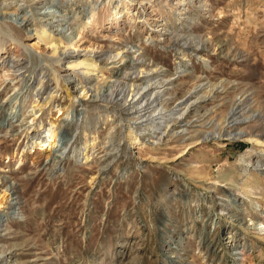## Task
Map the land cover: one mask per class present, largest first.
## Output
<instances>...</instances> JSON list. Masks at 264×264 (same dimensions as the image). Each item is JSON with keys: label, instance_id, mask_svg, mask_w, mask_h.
<instances>
[{"label": "rangeland", "instance_id": "obj_1", "mask_svg": "<svg viewBox=\"0 0 264 264\" xmlns=\"http://www.w3.org/2000/svg\"><path fill=\"white\" fill-rule=\"evenodd\" d=\"M80 39L75 59L57 61ZM0 41L4 264H264V0H0ZM10 60L23 70L6 74ZM92 61L95 84L127 71L136 92H159L173 131L157 130L160 112L112 129L116 111L81 96ZM76 62L82 67L68 69ZM211 84L217 92L198 100ZM241 98L237 118L254 114L261 128L248 139L224 131L205 140ZM185 101L194 111L180 116ZM53 120L48 157L37 145ZM232 126L225 130L247 129ZM111 130L119 150L102 175ZM87 139L99 142L88 162L80 153Z\"/></svg>", "mask_w": 264, "mask_h": 264}, {"label": "bare ground", "instance_id": "obj_2", "mask_svg": "<svg viewBox=\"0 0 264 264\" xmlns=\"http://www.w3.org/2000/svg\"><path fill=\"white\" fill-rule=\"evenodd\" d=\"M35 5H39L42 4L43 0H33ZM10 3V2H9ZM9 5V4H8ZM46 14V13H45ZM48 14V13H47ZM50 14V13H49ZM5 15V14H3ZM7 16V14H6ZM115 19H112V23L114 24ZM88 25L90 27H92V21L88 23ZM97 24H95L96 26ZM44 34V33H43ZM79 36V35H78ZM79 39V38H78ZM54 41V40H53ZM184 41V42H183ZM0 48L4 47L5 42L4 41H0ZM50 42V41H49ZM82 39H80L79 41H77L76 43L72 42L70 43V47L71 48H66V50L64 49L63 52H60V58L57 61H62L63 58L66 56L70 57L69 59H75L77 56V54H79V49L81 46L78 45V43H81ZM175 42L177 44H182L183 45H189V47L191 48H197L198 46H203V42L202 41H197V40H191V39H187V40H182L180 38L175 39ZM199 43V44H198ZM73 47V48H72ZM53 51L54 53H57L59 51V48L56 44H53ZM92 48V46H91ZM51 49V48H50ZM93 52L87 51V55L90 54V56L95 53V48ZM86 55V56H87ZM19 58V55L16 56V59ZM72 64V63H71ZM87 64V63H86ZM4 67V72H6V74L12 73V74H16V73H20L23 70V66L20 64V62H15V61H6L3 62ZM82 65V62H76V64H72L71 66L68 67V69H73V68H79ZM85 65V64H84ZM86 71L84 72V75H82V78L80 77V81L82 86V94L84 98H88L89 95L91 94L92 97L94 98L95 102L100 99L103 100L102 102H104L106 104V110H112V111H116L115 115L117 116V120L113 126L112 129H116L122 128V124L123 122L126 120L125 118H127V120L132 121H136L139 120L143 117H151L152 115H156V113L158 114L160 111H162L163 109H160L159 105H157L159 98V92H154V93H143L141 92H136L137 88L139 87V85L136 84V82L132 81V78L126 73H122L117 75L118 79L116 81H114L113 83L110 82V84L105 85L104 84H100L99 81H96L95 84V80H89L88 77L91 76V73L93 72V69L95 68V63L92 61L90 63H88L87 65ZM82 67V66H81ZM128 67H130V69H135L136 68V63L134 61H131L128 64ZM11 76V75H8ZM22 76V75H20ZM153 81V80H152ZM152 81H148L147 84L150 85L152 83ZM41 84H43L42 80L40 82ZM161 84V83H160ZM164 84V83H162ZM165 86V85H163ZM202 85H198L195 88V91L198 90V88H201ZM218 84H211L209 86V89L207 91V93H203L202 95H200L198 97V100H203L205 98H208V94L210 95H214L217 92L218 89ZM133 88H135L133 90ZM204 89V88H202ZM201 89V90H202ZM50 95V93H49ZM94 95V96H93ZM153 96H157L152 102L151 99L153 98ZM68 98H71L72 95L70 93H68L67 95ZM52 96H50L45 102L44 104L39 108L38 112H42L43 108L47 106V104L49 103V101L51 100ZM247 102H245V100H242V98L237 101V100H232V102L230 103V110L227 113L226 117L224 118V121L221 122V124H217V125H212L211 128L212 131L207 133L206 136L204 137V139L209 140L210 136L212 137L213 141L219 140L222 138V136H224V133L226 132L227 136H229L230 138L233 137V139H237V138H245L248 139L250 136H253L258 129L261 128V126L263 125V121L262 118L257 117L255 118L254 114H250L249 116H246L245 118L241 119V118H237L238 115L242 114L245 112V110H242L241 107L244 106ZM196 102H192V103H187L185 101V103H181V105H178V109H179V115H184L186 113L191 112L194 109ZM39 106V105H38ZM175 107V108H177ZM175 110V109H173ZM194 111V110H193ZM126 117H124V116ZM159 116L162 117V121H158V127L157 130H161L162 127L165 126V131L161 132L162 135H165L167 133H170V131L174 129V126H176L177 121H173V120H168L169 116H166L165 114L161 113L159 114ZM137 118V119H136ZM239 121H242L241 123H238ZM154 122V121H153ZM173 122V123H172ZM181 123V122H180ZM189 124V122H188ZM239 124H246L247 125V129H240L239 132L233 134L232 132H229L228 130H225V126H232L231 128H236L239 129ZM47 128V133H49V139H47L46 141H44V139L46 137H41L43 140L37 145V148H39V151L45 154H48V157L52 155L53 150L56 148L57 146V138H58V132H57V128H58V122L57 120H53L50 121L48 124ZM56 129V130H55ZM225 131V132H224ZM231 131V130H230ZM178 132H176L174 135H177ZM234 135V136H233ZM116 136H114L113 131L111 130L109 133V137L104 140L101 145L103 148L105 149V153L107 157V160L103 163L100 164L101 169L99 170L100 173H104V171L106 169L109 168V162H112L116 159L117 155H118V150H119V146H117L116 144ZM76 143V142H75ZM99 146V142H97L96 140H89L87 139L82 146V149L80 150L81 155L83 157V160H86L87 162L90 160V158L93 156L90 155V152H95V150L97 149V147ZM69 147V144L66 146L65 149L61 150L54 158V166H59L63 159L64 156L66 154V150ZM73 147V146H72ZM34 148V147H30ZM72 149V148H71ZM79 152L78 151V147L76 146L75 149L73 150V154ZM71 153V151H70ZM41 155V154H40ZM42 155V157L44 156ZM241 161L246 162V160L241 159ZM10 192H12V196H17L16 199H18L19 195L21 196L20 191L18 190L17 187H11ZM6 192L2 193L1 197H0V206L2 204L5 203L6 201ZM6 251H2L0 253V264H4L5 261H7V258H3L5 255ZM16 262V261H15ZM14 262V263H15Z\"/></svg>", "mask_w": 264, "mask_h": 264}]
</instances>
